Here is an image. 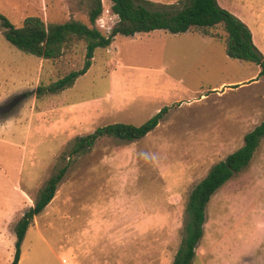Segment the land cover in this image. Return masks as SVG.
<instances>
[{
  "label": "rangeland",
  "instance_id": "1",
  "mask_svg": "<svg viewBox=\"0 0 264 264\" xmlns=\"http://www.w3.org/2000/svg\"><path fill=\"white\" fill-rule=\"evenodd\" d=\"M148 1L176 10L184 0ZM216 1L251 28L264 57V0ZM101 4L95 26L107 35L117 17L109 0ZM91 5L0 0V13L16 27L31 16L88 24ZM207 31L225 35L222 25ZM4 32L0 25V106L28 94L0 114V264L11 263L15 224L68 162L77 137L117 122L139 126L164 107L143 138H102L69 162L53 199L31 221L18 264H171L189 192L264 120L259 66L229 58L222 39L198 28L117 35L95 50L72 87L36 99L29 93L38 85L81 68L84 45L44 60L9 44ZM191 264H264V137L248 166L212 195Z\"/></svg>",
  "mask_w": 264,
  "mask_h": 264
},
{
  "label": "trees",
  "instance_id": "2",
  "mask_svg": "<svg viewBox=\"0 0 264 264\" xmlns=\"http://www.w3.org/2000/svg\"><path fill=\"white\" fill-rule=\"evenodd\" d=\"M109 1L110 9L118 19L107 35L95 27V22L102 12L101 0H92L88 24L75 19L62 23H45L39 17L31 16L25 18L20 27H16L0 13V25L5 29L4 38L25 53L44 60H55L63 55L68 46L75 43L84 45V60L80 69L70 71L46 86L38 85L29 94L41 99L72 87L75 80L84 76L90 68L96 49L108 48L117 35L132 37L137 33H150L155 30L179 34L187 32L190 28L201 29L214 39H222L226 56L259 66L258 76H264V57L254 45L249 28L238 17L220 7L216 0H184L176 10H173L174 7L159 6L148 0ZM217 25L223 27V38L207 31ZM167 111V107L162 108L139 126L117 122L77 137L67 154L68 162L50 176L33 205L15 224V250L10 264H18L21 243L31 221L53 199L72 159L89 153L102 138L127 142L143 138L157 127ZM263 137L264 120L244 135L243 144L239 149L214 164L206 176L191 189L186 201L184 237L171 264H191L195 248L203 235L205 208L212 195L234 174L248 166Z\"/></svg>",
  "mask_w": 264,
  "mask_h": 264
},
{
  "label": "water",
  "instance_id": "3",
  "mask_svg": "<svg viewBox=\"0 0 264 264\" xmlns=\"http://www.w3.org/2000/svg\"><path fill=\"white\" fill-rule=\"evenodd\" d=\"M24 97V95H17L6 102L4 105L0 106V114L10 113L17 105L21 103Z\"/></svg>",
  "mask_w": 264,
  "mask_h": 264
},
{
  "label": "crops",
  "instance_id": "4",
  "mask_svg": "<svg viewBox=\"0 0 264 264\" xmlns=\"http://www.w3.org/2000/svg\"><path fill=\"white\" fill-rule=\"evenodd\" d=\"M218 3V2H217ZM219 4V3H218ZM219 6L220 7H224V6H222V4H219ZM245 24V23H244ZM246 25V24H245ZM247 26V25H246ZM249 28V27H248ZM249 30H250V32H251V35H252V40H253V43H255L254 45L256 46V48H257V45L258 44H256V42H255V39H254V35H253V31L251 30V28H249ZM258 49V48H257Z\"/></svg>",
  "mask_w": 264,
  "mask_h": 264
},
{
  "label": "built area",
  "instance_id": "5",
  "mask_svg": "<svg viewBox=\"0 0 264 264\" xmlns=\"http://www.w3.org/2000/svg\"><path fill=\"white\" fill-rule=\"evenodd\" d=\"M110 7H111V6H110ZM110 10H111V9H110ZM111 12H112V11H111ZM101 14H102V12H101ZM101 14H100V16H101ZM112 14H113V13H112ZM113 15H114V14H113ZM100 16H99V17H100ZM115 16H116V15H115ZM99 17L97 18V20H99ZM116 17H117V16H116ZM117 19H118V18H117ZM97 20H96V21H97ZM95 27H96V26H95ZM96 28H97V27H96ZM97 29H98V28H97ZM98 30H99V29H98Z\"/></svg>",
  "mask_w": 264,
  "mask_h": 264
},
{
  "label": "flooded vegetation",
  "instance_id": "6",
  "mask_svg": "<svg viewBox=\"0 0 264 264\" xmlns=\"http://www.w3.org/2000/svg\"><path fill=\"white\" fill-rule=\"evenodd\" d=\"M7 102H8V101H7ZM4 104H5V103H4ZM4 104H3V105H4Z\"/></svg>",
  "mask_w": 264,
  "mask_h": 264
}]
</instances>
